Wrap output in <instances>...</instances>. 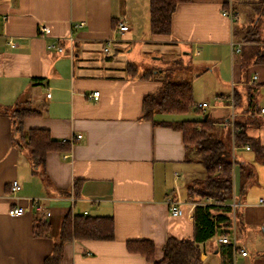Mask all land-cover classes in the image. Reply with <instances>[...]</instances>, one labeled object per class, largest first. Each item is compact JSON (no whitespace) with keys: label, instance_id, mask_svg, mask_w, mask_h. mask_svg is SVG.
<instances>
[{"label":"crops","instance_id":"obj_1","mask_svg":"<svg viewBox=\"0 0 264 264\" xmlns=\"http://www.w3.org/2000/svg\"><path fill=\"white\" fill-rule=\"evenodd\" d=\"M246 1L180 3L171 34L155 36L149 0H0V264H44L69 212L113 216L115 238L68 241L61 264H153L130 252L127 242L153 240L160 259L169 236H193L194 208L206 201L191 196L189 187L205 169L196 170L200 163L187 161L181 130L143 118V100L168 77L193 85L215 77L220 114L214 119L220 122V135L228 133L234 119L246 120L247 133L264 145V105L258 104L264 64L254 63L253 46L234 37L236 8L246 9L245 19L251 11ZM121 24L129 29L121 31ZM41 25L50 34L41 35ZM59 42L64 51L48 47ZM221 53L225 56L217 58ZM193 55V78H177ZM224 58L230 62L227 78L220 66ZM129 63L138 67L136 76ZM149 70L153 75L142 77ZM236 90L242 94L238 110ZM95 91H100L98 99L91 96ZM26 101L41 114L25 118L24 126L47 129L63 143L48 152L44 173H33L28 152L14 144L10 112ZM251 101L255 107L249 109ZM256 172L243 187L239 166L235 170L233 204L240 215L230 234L238 248L235 264H264V177L257 167ZM14 180L21 184L16 192L11 190ZM77 180L82 181L78 189ZM34 199L47 208L48 218L37 211ZM171 202L184 214L172 215ZM18 205L26 212L9 214ZM36 219L52 223L48 236L34 235ZM216 236L201 244L203 264L215 256L217 264L223 262V244Z\"/></svg>","mask_w":264,"mask_h":264},{"label":"trees","instance_id":"obj_2","mask_svg":"<svg viewBox=\"0 0 264 264\" xmlns=\"http://www.w3.org/2000/svg\"><path fill=\"white\" fill-rule=\"evenodd\" d=\"M190 0H149L150 30L155 36H167L172 32L173 14L178 5ZM250 12L248 23L234 27V37L243 46H253L254 63L264 64V0H247ZM132 76L138 74V67L129 63ZM154 70L146 71L142 77L150 78ZM234 107L242 106V94L234 92ZM249 109L255 104L251 101ZM191 110L201 112L194 99L193 82L186 79L173 80L170 77L163 80L157 92L146 94L143 100V118L152 120L155 124L170 125L184 134L187 150V161L203 165L205 175L189 187V194L206 202L197 203L194 208V234L191 237L171 235L163 247V256L156 258L155 242L151 239L129 240V251L147 258L153 264H203L201 259V244L219 233L231 234L238 224L239 210L234 206L235 170L239 166L242 186L256 177V167L252 162L240 159L236 150L250 147L255 152L256 159L264 164V145L258 138L247 133L246 120L234 119L226 135H220L216 119L205 118L161 120L158 114H182ZM41 114V109L26 101L10 112L14 125V144L20 150H26L31 162L33 173L45 171L46 157L49 151L60 149L63 143L52 137L47 129L24 126L25 118ZM81 180L76 181L80 188ZM209 200H212L209 202ZM52 231V223L36 219L34 235L48 236ZM115 238V220L108 215H83L69 212L62 219L59 239L53 252L46 257L44 264H61L64 246L68 241L76 239ZM220 251L223 255L222 264H235L238 250L234 243H222Z\"/></svg>","mask_w":264,"mask_h":264},{"label":"rangeland","instance_id":"obj_3","mask_svg":"<svg viewBox=\"0 0 264 264\" xmlns=\"http://www.w3.org/2000/svg\"><path fill=\"white\" fill-rule=\"evenodd\" d=\"M237 10L239 11V14L237 15L238 18L235 21V26L241 27L245 23H248L249 20H248V18L245 19L246 9L244 10V7H243V9H242V7L241 8L237 7L236 12H237ZM224 56H225V54L221 53V54H219V56L217 58L222 59ZM196 58H197L196 55H193L191 57V59H189V62H186L185 66L181 67V73L179 75H177L176 77L177 78L184 77V78H189V79L193 78V75L196 71L194 69V66L197 63ZM143 59H146V57L143 56ZM150 61H152V60L150 59ZM228 61L229 60L226 61V58H224L223 65H220V66H222L221 68H224V70H223L224 78H227L230 75L231 69L229 66L230 62H228ZM143 62L146 63L145 61H143ZM144 63H143V66H144ZM157 65H162V64H160L158 62ZM207 77H209V76H207ZM207 77L205 78V79H207V81L204 79L195 80V82H194V99H195L197 106L200 102H203L204 100L207 103H209V106L206 107L205 110L202 109L201 112H196L195 110H191L187 113L171 114L169 116L170 118H179V119H194V118L198 119L199 118L200 119V118H203L204 114L210 113L211 118L214 119L215 116L220 114V109L216 107L217 104L219 103V101L217 99L218 97L214 93L215 89L213 90V88H215L216 78L213 77L211 79L210 77L209 78H207ZM258 104L264 105V88L262 89L261 96L258 99ZM225 111L227 112V110H225ZM158 116H159V118H164V115H158ZM218 123H220V122L218 121ZM217 128H218V125H217ZM236 153L240 159H244L246 161L252 162L254 164V167H257V171H258V174L260 175V178L264 177V164H260L257 162L255 163L256 155H255L254 151H252V150L247 151L245 148H241L239 150H236ZM195 169L203 171V165L202 164H195ZM212 257H213V255H212ZM205 264H217V256H215L211 260L207 261Z\"/></svg>","mask_w":264,"mask_h":264},{"label":"built area","instance_id":"obj_4","mask_svg":"<svg viewBox=\"0 0 264 264\" xmlns=\"http://www.w3.org/2000/svg\"><path fill=\"white\" fill-rule=\"evenodd\" d=\"M225 14L231 16V18H233L235 16L233 12H227L226 11ZM119 29L124 32V31H127L129 29V26L125 25V24H121ZM50 32H51V29L47 25H41L40 26L39 33L41 35L46 36V35L50 34ZM70 40H71L72 43L74 42V38L73 37H71ZM15 44H16L15 42H12V45H15ZM48 47L49 48H54V49H56L58 51H64V49H65L64 45L62 44V42H59V43H56V44L55 43L49 44ZM109 49H110V46L107 48V50L109 51ZM255 78H256V76H255ZM51 95H52L51 92L47 93L48 97H51ZM91 96L93 98H95V99H98L99 96H100V91L93 92L91 94ZM208 106H209V103H207V102H203V103L199 104V107L203 108V109L208 107ZM262 112H264V108L262 109ZM81 137H82V134H78L77 135V138H81ZM65 141H67V140H65ZM247 148H250V147L247 146ZM20 189H21L20 182L18 180H14L12 182V185H11V190L13 192H16V191H18ZM260 201L262 203H264V198H261ZM33 202L37 206L36 207L37 211L40 214H43L45 218H48L49 216L47 214V208L44 206V204H42L39 199H34ZM25 212H26V208L24 206H20V205L13 206L9 210V214H11V215H22ZM171 213L174 216H180V215L184 214V210H183V208L181 206L176 205V204L171 202ZM232 230L234 231V228ZM216 237H217V240L220 243H231V242L233 243V240H235V236L234 235H230V234L220 233ZM239 252L242 255H248V253H249L246 249H239Z\"/></svg>","mask_w":264,"mask_h":264},{"label":"water","instance_id":"obj_5","mask_svg":"<svg viewBox=\"0 0 264 264\" xmlns=\"http://www.w3.org/2000/svg\"><path fill=\"white\" fill-rule=\"evenodd\" d=\"M207 117H208V114L205 115V118H207Z\"/></svg>","mask_w":264,"mask_h":264}]
</instances>
